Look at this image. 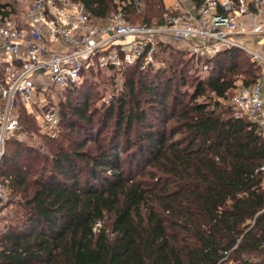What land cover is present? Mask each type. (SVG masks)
Segmentation results:
<instances>
[{"label":"trees","instance_id":"obj_1","mask_svg":"<svg viewBox=\"0 0 264 264\" xmlns=\"http://www.w3.org/2000/svg\"><path fill=\"white\" fill-rule=\"evenodd\" d=\"M77 1L96 19L117 10L116 0ZM142 2L139 12L126 2L133 23L170 13L163 0ZM15 12L0 0V21ZM163 52V68L127 67L126 92L93 110L89 79L65 91L57 112L70 147L53 141L48 158L7 139L0 179L18 209L0 230V264H264V139L221 102L259 67L230 48L190 76L171 45Z\"/></svg>","mask_w":264,"mask_h":264},{"label":"built area","instance_id":"obj_2","mask_svg":"<svg viewBox=\"0 0 264 264\" xmlns=\"http://www.w3.org/2000/svg\"><path fill=\"white\" fill-rule=\"evenodd\" d=\"M139 12L142 0H116L117 10L105 18L91 17L77 0H14L16 12L0 22V165L6 141L24 133L18 108L42 106L37 115L40 131L60 133V118L47 100L49 84L61 91L80 86L98 72L115 81L105 101L124 92V71L157 68L160 45H178L189 58L209 70L211 59L223 49L237 48L259 66L249 85L236 88L222 100L233 117L257 124L264 139V54L243 40L264 37V0H171L170 13L160 24L133 23L125 14L126 2ZM20 6V8H19ZM41 89L45 95L35 100ZM235 90V89H234ZM264 173V164L260 166ZM10 196L0 179V205ZM98 222L93 227L97 231Z\"/></svg>","mask_w":264,"mask_h":264},{"label":"rangeland","instance_id":"obj_3","mask_svg":"<svg viewBox=\"0 0 264 264\" xmlns=\"http://www.w3.org/2000/svg\"><path fill=\"white\" fill-rule=\"evenodd\" d=\"M5 1H9L10 3L13 4V6L15 5L14 0H5ZM167 3H169V1H167ZM19 8H20V6H19ZM154 16L151 19L152 22H155L158 19V17H154ZM137 20L139 22L141 20V17H138ZM0 22H2V21H0ZM246 45L252 46L249 43H246ZM171 47L173 48L175 55H178L181 60L184 59V60H182L183 64H185V61H187L188 66L186 67V65H184V68H187L186 71H187L188 75H190V76L195 75V76H201V77L206 76L205 73L201 72L202 70H201V65L199 62H195L192 58H189L187 56V54L178 47V45L174 44V45H171ZM243 54L245 55L244 57H246L250 62V59L247 56V54L244 52H243ZM167 55H168V52L160 53L159 56L157 55L158 57H156V60L158 62V65H157L158 69L160 67L163 68V66H165V64L169 63V57L167 58L166 57ZM187 59H189V60H187ZM252 65H253V67H259L253 63H252ZM157 68H155V69H157ZM243 75H244L243 73L239 74L238 78L235 81V84H236V86L234 88L235 90L233 89L229 92V98H231L233 96V94L236 91V88L240 87L243 84ZM89 81L90 82H88V83L91 84V87H96L97 93H98L94 96V98H92V99H94V103H91L89 106V109L93 110V108H95V106L100 107L101 105L107 104L108 101H105L104 98L106 97V99H107V95L113 91V86L115 84V81L112 79V77H109V74L107 72L106 73L99 72L98 74H95L92 78H90ZM47 86H48L47 92L52 93L53 97H54L52 99L49 98L47 100V103L49 105L54 106L56 110H58L60 108V105L62 103H64V105H66L68 103V101H70L69 98L67 97L65 91H61L54 84H49ZM38 91H39V93L37 94V96H35V100L38 99L39 97L45 95V93L41 89H39ZM124 92H126L125 82H124ZM71 103H73V105L75 104L74 101ZM31 108L34 111L33 113L29 112L23 106H21L18 108V114H19V117L21 115L24 117L31 116V118L35 121V126L37 128L36 129L37 131L33 132V133L27 132V130H25L23 127L24 133H17L14 136H11L10 138H15L18 141H22L23 143H25L31 147L36 148L37 150L40 151V153L42 155H44L48 158H50V156L52 154L51 143H53V141L55 142V145L58 143L59 144L61 143L62 145L68 146V144H69V147H70L71 143L73 142V138H71L70 135L62 134V128H60L61 131H60L59 135H57L56 137H49L46 134H44L43 132H41L40 127L37 124L36 118H37V115H39L38 113L39 112L41 113V110L43 108H42V106H38V105L35 107H31ZM94 148H95V145L91 141H88L87 144L84 146V149H86V150L87 149L94 150ZM9 197H12L13 200L17 199V197L14 196V194L13 195L11 194ZM17 209L18 208H17L16 203L6 202L4 205H0V230L5 227V226H3V225H5V223H9L11 220L15 219L14 216L16 214ZM225 264H238V263L229 261Z\"/></svg>","mask_w":264,"mask_h":264},{"label":"crops","instance_id":"obj_4","mask_svg":"<svg viewBox=\"0 0 264 264\" xmlns=\"http://www.w3.org/2000/svg\"><path fill=\"white\" fill-rule=\"evenodd\" d=\"M167 1H169V3H167ZM164 5L166 6V8H169L170 5V0H163ZM244 43H249L251 44L253 48L257 49L258 51H260L261 53L264 54V37L262 36H252L250 38L244 39L243 40ZM245 43V44H246Z\"/></svg>","mask_w":264,"mask_h":264}]
</instances>
